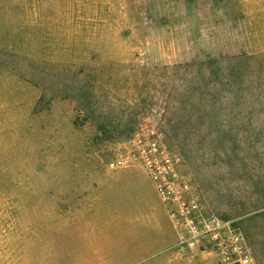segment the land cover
<instances>
[{
	"label": "rangeland",
	"instance_id": "374dc122",
	"mask_svg": "<svg viewBox=\"0 0 264 264\" xmlns=\"http://www.w3.org/2000/svg\"><path fill=\"white\" fill-rule=\"evenodd\" d=\"M151 130L264 264V0H0V264H147Z\"/></svg>",
	"mask_w": 264,
	"mask_h": 264
},
{
	"label": "built area",
	"instance_id": "2783aa9c",
	"mask_svg": "<svg viewBox=\"0 0 264 264\" xmlns=\"http://www.w3.org/2000/svg\"><path fill=\"white\" fill-rule=\"evenodd\" d=\"M134 156L152 181L176 229L178 246L184 252L209 254L219 264H258L243 233L214 217L205 218L189 184L181 180L172 156L153 130L131 139Z\"/></svg>",
	"mask_w": 264,
	"mask_h": 264
},
{
	"label": "crops",
	"instance_id": "0c3cea01",
	"mask_svg": "<svg viewBox=\"0 0 264 264\" xmlns=\"http://www.w3.org/2000/svg\"><path fill=\"white\" fill-rule=\"evenodd\" d=\"M129 216L127 221L135 222L138 226L132 228L134 230L132 235L130 234V237L123 240L121 244L123 254L113 256L112 262L118 261L116 259L121 256L122 259L131 262L141 260L146 255L151 257L154 255L147 264H208L207 261L200 263L210 258H206L203 253L193 255L179 248L177 232L174 233L173 229L169 227L166 207L164 208L162 205L139 207L129 210ZM148 225H154L156 230L154 235L148 234L150 232L147 230ZM251 249L253 248L251 247ZM252 251L254 253V249ZM84 262L86 263V260Z\"/></svg>",
	"mask_w": 264,
	"mask_h": 264
}]
</instances>
